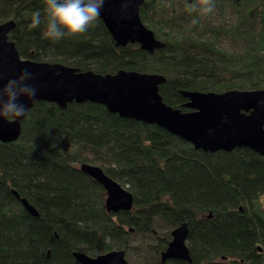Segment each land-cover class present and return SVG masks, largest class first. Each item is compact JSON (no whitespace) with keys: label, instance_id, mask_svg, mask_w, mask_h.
<instances>
[{"label":"trees","instance_id":"obj_1","mask_svg":"<svg viewBox=\"0 0 264 264\" xmlns=\"http://www.w3.org/2000/svg\"><path fill=\"white\" fill-rule=\"evenodd\" d=\"M186 2L193 0L142 4V21L165 43L152 53L118 46L101 18L71 39H45L43 25L27 27L43 0H0V25L15 20L9 39L26 59L159 74L164 101L183 111L186 90L264 88V0H213L205 15L189 13ZM20 123L16 140H0V264H83L75 252L114 249L141 264H264V157L255 150L204 151L92 101L36 100ZM82 162L126 186L133 208L108 211L104 187ZM183 222L192 260L163 263L171 230Z\"/></svg>","mask_w":264,"mask_h":264},{"label":"water","instance_id":"obj_2","mask_svg":"<svg viewBox=\"0 0 264 264\" xmlns=\"http://www.w3.org/2000/svg\"><path fill=\"white\" fill-rule=\"evenodd\" d=\"M144 1L138 0L131 12L123 17L116 13L117 5L106 2L100 18L118 46L139 43L152 53L164 47L165 43L142 21L140 8ZM15 24V20H8L0 25V57L5 61V78L24 67L39 73L33 83L42 87L35 101L47 100L63 107L72 101L97 102L121 116L158 124L204 151H230L244 146L264 157V88L230 89L222 93L186 90L183 95L188 100L184 105L189 110L183 111L164 101L159 87L165 78L159 74L125 69L101 74L57 62L21 57L15 42L9 39ZM21 100L28 108L35 102L23 97ZM21 118L12 122L0 118V140L12 141L19 137ZM80 169L104 187L108 211L133 208V193L110 177L102 166L82 162ZM13 192L31 214H39L34 205L25 197H20L17 190L13 189ZM188 232L187 222L171 230L172 239L161 253L163 263L172 258L192 260L187 245ZM75 255L83 264H129L124 249H114L95 256L85 252H75Z\"/></svg>","mask_w":264,"mask_h":264},{"label":"clouds","instance_id":"obj_3","mask_svg":"<svg viewBox=\"0 0 264 264\" xmlns=\"http://www.w3.org/2000/svg\"><path fill=\"white\" fill-rule=\"evenodd\" d=\"M106 2L117 5L116 13L123 17L131 12L138 0H43L42 9L31 13L27 27L33 30L43 25L42 37L52 41L71 39L88 32L96 24ZM185 8L189 13L205 15L213 11L214 5L213 0H193L186 2ZM197 22L194 18L191 23ZM4 64L0 57V118L12 122L28 111L21 97L34 102L42 85L33 83L40 74L28 67L5 78Z\"/></svg>","mask_w":264,"mask_h":264},{"label":"rangeland","instance_id":"obj_4","mask_svg":"<svg viewBox=\"0 0 264 264\" xmlns=\"http://www.w3.org/2000/svg\"><path fill=\"white\" fill-rule=\"evenodd\" d=\"M228 17V16H227ZM146 24V23H145ZM230 41L229 40H226L225 39V41L223 42V44H224V46H226V47H230V43H229ZM127 256V255H126ZM128 258V257H127ZM128 262H129V264H141V262L138 260V258L136 257V256H131V259H130V257H129V259H128Z\"/></svg>","mask_w":264,"mask_h":264}]
</instances>
